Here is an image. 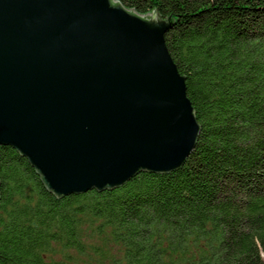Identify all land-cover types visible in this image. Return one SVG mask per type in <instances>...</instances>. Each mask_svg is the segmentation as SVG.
<instances>
[{"label":"trees","instance_id":"trees-1","mask_svg":"<svg viewBox=\"0 0 264 264\" xmlns=\"http://www.w3.org/2000/svg\"><path fill=\"white\" fill-rule=\"evenodd\" d=\"M116 1L171 18L195 146L173 171L56 197L0 145V264H264V0Z\"/></svg>","mask_w":264,"mask_h":264},{"label":"water","instance_id":"water-1","mask_svg":"<svg viewBox=\"0 0 264 264\" xmlns=\"http://www.w3.org/2000/svg\"><path fill=\"white\" fill-rule=\"evenodd\" d=\"M170 25L116 0H0V145L56 197L177 169L200 127Z\"/></svg>","mask_w":264,"mask_h":264},{"label":"rangeland","instance_id":"rangeland-1","mask_svg":"<svg viewBox=\"0 0 264 264\" xmlns=\"http://www.w3.org/2000/svg\"><path fill=\"white\" fill-rule=\"evenodd\" d=\"M93 241V244H95V245H101V246H103L104 247V245H102V244H104V242L102 241V242H100V241H98V239L97 238H93L92 239ZM105 248V247H104ZM111 250V254H113V255H115V256H117V250L113 247V248H111L110 249Z\"/></svg>","mask_w":264,"mask_h":264}]
</instances>
